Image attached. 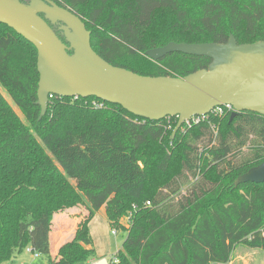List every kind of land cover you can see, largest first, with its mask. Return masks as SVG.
I'll use <instances>...</instances> for the list:
<instances>
[{"label":"trees","instance_id":"trees-1","mask_svg":"<svg viewBox=\"0 0 264 264\" xmlns=\"http://www.w3.org/2000/svg\"><path fill=\"white\" fill-rule=\"evenodd\" d=\"M53 1L84 22L99 57L142 76L183 78L210 64L181 53L145 56L170 42L222 44L230 35L238 45L264 41V0ZM36 57L0 24V88L22 115L0 92V264L26 248L49 256L53 210L76 206L79 194H98L105 183L112 189L100 206L110 226L126 233L110 264H228L238 244L264 250V183L234 186L264 163V117L244 112L229 121L232 112L210 113L171 139L177 118L151 122L118 105L52 96L38 120ZM36 140L76 187L66 182L69 196L57 206L48 194L58 189L35 174ZM91 247L80 225L48 264L86 262Z\"/></svg>","mask_w":264,"mask_h":264},{"label":"water","instance_id":"water-1","mask_svg":"<svg viewBox=\"0 0 264 264\" xmlns=\"http://www.w3.org/2000/svg\"><path fill=\"white\" fill-rule=\"evenodd\" d=\"M0 24L36 50L38 120L47 112L49 96L118 105L151 122L177 118L171 139L193 117L216 108L230 107L229 121L244 112L264 117V41L238 45L230 35L222 44L170 42L145 56L157 61L181 53L209 58L210 64L183 78L151 77L104 61L93 50L84 22L53 0H0ZM246 183H264V163L239 176L234 186Z\"/></svg>","mask_w":264,"mask_h":264},{"label":"rangeland","instance_id":"rangeland-1","mask_svg":"<svg viewBox=\"0 0 264 264\" xmlns=\"http://www.w3.org/2000/svg\"><path fill=\"white\" fill-rule=\"evenodd\" d=\"M0 92L3 97L8 101V103L12 106L14 112L22 118L21 113L17 108H15L10 98L7 94L0 88ZM231 112V111H230ZM228 113V111H223V114ZM222 114V115H223ZM36 155L38 158V167L35 170V174L38 178L44 180L48 189L53 191L54 189H58L55 194H48V203L50 206H57L67 199L69 195L65 194L63 188L65 187L66 182L76 188L74 186L73 181H66L63 177L61 170L56 166L55 162L42 150L38 140H36L35 144ZM110 183H105L99 193H92L83 191L82 195L79 194L81 198V202L75 203L80 210L77 211L76 214L73 215L68 207L57 208L53 210L51 216V222L55 215L59 212H64L65 216L74 220L73 225L71 222L68 224V220L64 224V227L76 229L78 226L86 224L88 228V233L92 241V249L94 251V256L90 257L86 262H82L79 264H110L115 260L116 253L121 249L122 243L126 238V233L122 230L112 228L109 222L106 219L104 205L100 206V202L103 201L104 198L110 194V190L112 189ZM189 188L187 186L184 187L182 193L187 192ZM76 202V201H75ZM61 207V206H60ZM71 207V208H72ZM58 210V211H57ZM119 223L125 227L128 226V222L126 218H122L119 220ZM66 234V233H65ZM73 239H68L70 242ZM52 239V248L51 254L49 256L39 255L38 258H34V253H31L26 248L22 253L17 254L14 258H12L9 262L5 264H48L49 261H53L55 258H60L59 253L60 249H56ZM67 242V243H68ZM66 243V244H67ZM63 247V246H62ZM228 264H264V250L263 249H252L243 244H238L235 246L231 260Z\"/></svg>","mask_w":264,"mask_h":264},{"label":"crops","instance_id":"crops-1","mask_svg":"<svg viewBox=\"0 0 264 264\" xmlns=\"http://www.w3.org/2000/svg\"><path fill=\"white\" fill-rule=\"evenodd\" d=\"M73 215L79 214L77 213L78 210H80V208L77 207H70L69 208ZM82 211V210H80ZM68 215V214H67ZM67 215L65 216L64 212H59L57 215L54 216L52 222L51 220L49 221V243H50V254H51V248H52V239L54 240L53 243L56 247V249H60L62 248V246H64L68 241V239H71L72 237H74V235L77 232V229H73V228H69L68 227H64V224L66 222V219L68 220V224L71 222V224L73 225V222L76 220L74 218L71 219L72 221H70L69 217H67ZM66 233V234H65ZM54 260H58V258H55Z\"/></svg>","mask_w":264,"mask_h":264},{"label":"built area","instance_id":"built-area-1","mask_svg":"<svg viewBox=\"0 0 264 264\" xmlns=\"http://www.w3.org/2000/svg\"><path fill=\"white\" fill-rule=\"evenodd\" d=\"M52 98V96H49V99H51ZM223 111H228V112H232V109L230 108V107H228V106H225V107H221V108H216V109H214L213 111H211L210 113L211 114H215V115H217V116H221L222 114H223ZM209 113V114H210ZM208 114V115H209ZM208 115H206V116H200V117H193L190 121H188V122H186L185 123V125L187 126V127H190L191 125H195V124H198V123H200V122H202V121H204L205 119H206V117L208 116ZM149 202H147L145 205L146 206H149ZM127 219V221H128V218H126ZM256 234H260V233H254L252 236H256ZM262 234V233H261ZM263 234H264V231H263ZM28 249V251L29 252H31V253H33L32 251H31V249L30 248H27ZM33 257L34 258H38L39 257V255L37 254V253H34V255H33Z\"/></svg>","mask_w":264,"mask_h":264},{"label":"flooded vegetation","instance_id":"flooded-vegetation-1","mask_svg":"<svg viewBox=\"0 0 264 264\" xmlns=\"http://www.w3.org/2000/svg\"><path fill=\"white\" fill-rule=\"evenodd\" d=\"M22 2H24V3H28L29 0H22ZM52 28H53L54 31H58V25H54ZM58 32H59V31H58Z\"/></svg>","mask_w":264,"mask_h":264}]
</instances>
